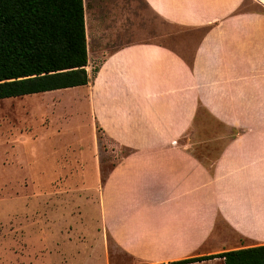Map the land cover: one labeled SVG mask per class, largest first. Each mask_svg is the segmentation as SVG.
I'll use <instances>...</instances> for the list:
<instances>
[{
  "label": "crops",
  "instance_id": "1",
  "mask_svg": "<svg viewBox=\"0 0 264 264\" xmlns=\"http://www.w3.org/2000/svg\"><path fill=\"white\" fill-rule=\"evenodd\" d=\"M142 1L162 19L204 33L190 58L153 40L124 43L104 55L88 84L70 87L84 89L91 126L127 149L120 155L111 147L119 157L100 191L102 229L133 264L264 244V0ZM85 23L89 59L87 15ZM202 112L229 130L216 154L189 139ZM36 140L30 150L6 153L8 164L39 170L24 178L31 184L58 168Z\"/></svg>",
  "mask_w": 264,
  "mask_h": 264
},
{
  "label": "rangeland",
  "instance_id": "2",
  "mask_svg": "<svg viewBox=\"0 0 264 264\" xmlns=\"http://www.w3.org/2000/svg\"><path fill=\"white\" fill-rule=\"evenodd\" d=\"M85 4L92 77L106 53L129 41H157L190 58L204 33L162 19L142 0H85ZM83 91L69 88L0 100V264L136 262L99 223L100 191L119 155L111 148L117 144L91 126ZM201 117L204 122L189 139L216 154L229 130L209 121L204 112ZM35 138L42 155L53 151L58 168L50 178L44 170V179L31 184L24 178L39 177V170L8 164L6 153L34 148L29 143ZM49 138L53 142L47 144ZM117 147L120 155L127 153L125 147ZM41 182L47 185L37 186Z\"/></svg>",
  "mask_w": 264,
  "mask_h": 264
},
{
  "label": "trees",
  "instance_id": "3",
  "mask_svg": "<svg viewBox=\"0 0 264 264\" xmlns=\"http://www.w3.org/2000/svg\"><path fill=\"white\" fill-rule=\"evenodd\" d=\"M83 0H0V100L88 84ZM264 264V244L186 258Z\"/></svg>",
  "mask_w": 264,
  "mask_h": 264
},
{
  "label": "bare ground",
  "instance_id": "4",
  "mask_svg": "<svg viewBox=\"0 0 264 264\" xmlns=\"http://www.w3.org/2000/svg\"><path fill=\"white\" fill-rule=\"evenodd\" d=\"M86 16V15H85ZM90 16V15H89ZM89 27V26H88Z\"/></svg>",
  "mask_w": 264,
  "mask_h": 264
}]
</instances>
